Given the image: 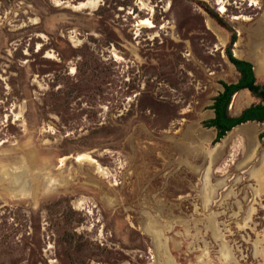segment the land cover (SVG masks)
<instances>
[{
  "label": "rangeland",
  "instance_id": "1",
  "mask_svg": "<svg viewBox=\"0 0 264 264\" xmlns=\"http://www.w3.org/2000/svg\"><path fill=\"white\" fill-rule=\"evenodd\" d=\"M86 1L0 0V264H264V126L202 124L264 0Z\"/></svg>",
  "mask_w": 264,
  "mask_h": 264
},
{
  "label": "trees",
  "instance_id": "2",
  "mask_svg": "<svg viewBox=\"0 0 264 264\" xmlns=\"http://www.w3.org/2000/svg\"><path fill=\"white\" fill-rule=\"evenodd\" d=\"M234 41L235 34L233 33L229 37L226 56L229 63L239 74V78L235 83H219L222 89L212 98V104L209 106L213 116L202 123L204 127H212L214 129L212 144L217 143L226 132L230 131L236 125L247 121L264 122V84H255L250 63L232 56L231 46ZM241 89H247L253 96L259 98L261 103L245 108L237 117H230L227 114V106L231 96ZM261 137H264V133L258 135V138Z\"/></svg>",
  "mask_w": 264,
  "mask_h": 264
},
{
  "label": "crops",
  "instance_id": "3",
  "mask_svg": "<svg viewBox=\"0 0 264 264\" xmlns=\"http://www.w3.org/2000/svg\"><path fill=\"white\" fill-rule=\"evenodd\" d=\"M232 46H235L237 48L236 51H237V57L238 58L235 57L236 59L243 60V61L250 63L251 68H252V72H253V76H254V80H255V84L263 85L264 84V61L259 54L255 53V47L251 48V52H250L251 54L250 55L246 54L245 50H247V49L244 48L243 46H241V42H237L236 36H235V41L232 44ZM232 46H231V49H232ZM257 47L259 48V51L263 50L262 46L257 45ZM261 60H262V62H261ZM257 61H260L262 64V70L260 73H256L254 71L255 63ZM236 78H238V74H237ZM259 103H261V101H258L247 90H245V89L239 90L231 96L230 102H229L228 107H227V112L231 117H234V116H237L244 108H246L250 105H257ZM247 123H249V122H247ZM261 124L264 126V122ZM235 127H237V126H235ZM262 131H264V128H262Z\"/></svg>",
  "mask_w": 264,
  "mask_h": 264
},
{
  "label": "bare ground",
  "instance_id": "4",
  "mask_svg": "<svg viewBox=\"0 0 264 264\" xmlns=\"http://www.w3.org/2000/svg\"><path fill=\"white\" fill-rule=\"evenodd\" d=\"M99 0H88V1H86V3H82V4H80V5H78V6H80V7H85V6H94L95 5V3L96 2H98ZM141 2V1H140ZM217 4L219 5V12L221 13V12H223L224 10V8H223V6L221 5L222 4V0H217ZM95 10V9H94ZM140 24H142V25H144V26H147V27H151V25H150V23L148 22V20H145V21H142V22H140ZM136 26H139V24L137 23L136 24ZM118 60V59H117ZM261 62H262V60H261ZM261 62L260 61H257L256 63H255V68H254V71L256 72V73H260L261 72V70H262V64H261ZM260 75V74H259ZM231 106V105H230ZM231 108V107H230ZM243 126V125H242ZM238 127L240 130L238 131V133H240V134H242V135H244V136H246V137H248V135H246V133H245V128L243 129V127ZM236 128V127H235ZM235 128H233V129H231V131L232 130H234ZM248 129V128H247ZM231 131H229V132H231ZM228 132V133H229ZM252 132V131H251ZM251 134V133H250ZM249 134V135H250ZM251 136V135H250ZM252 137V136H251ZM248 138H250V137H248ZM89 158V157H88ZM25 185H26V187H28L29 185L28 184H26V183H24Z\"/></svg>",
  "mask_w": 264,
  "mask_h": 264
},
{
  "label": "flooded vegetation",
  "instance_id": "5",
  "mask_svg": "<svg viewBox=\"0 0 264 264\" xmlns=\"http://www.w3.org/2000/svg\"><path fill=\"white\" fill-rule=\"evenodd\" d=\"M232 67H233V66H232ZM234 70H235V69H234ZM251 70H252V68H251ZM235 72H236V71H235ZM252 73H253V72H252ZM236 74H238V73L236 72ZM253 77H254V76H253ZM238 78H239V74H238ZM238 78H236V80H235L234 82H232V83H235V82L237 81ZM221 89H222V88H221ZM221 89H220V91H221ZM241 90H243V89H241ZM245 90H247V89H245ZM220 91H219V92H220ZM238 91H239V90H238ZM247 91H248V90H247ZM248 92H249V91H248ZM235 93H236V92H235ZM249 93H250V92H249ZM250 94H251V93H250ZM216 95H217V94H216ZM216 95H215V96H216ZM251 95H252V94H251ZM252 96H253V95H252ZM211 104H212V100H211ZM211 104H210V105H211ZM210 105H209V106H210ZM250 106H252V105H250ZM227 107H228V106H227ZM248 107H249V106H248ZM248 107H246V108H248ZM244 109H245V108H244ZM244 109H243V110H244ZM209 110H210V109H209ZM211 112H212V110H211ZM240 113H241V112H240ZM240 113H239V114H240ZM227 114H228V112H227ZM239 114H238V115H239ZM238 115H237V116H238ZM212 116H213V113H212ZM212 116H211V118H212ZM228 116H230V115L228 114ZM237 116H234V117H237ZM230 117H231V116H230ZM208 119H210V118H208ZM247 122L263 123V122H255V121H247ZM247 122H245V123H247ZM241 124H244V123H241ZM239 125H240V124H239ZM236 126H238V125H236ZM233 128H234V127H233ZM211 129H213V128L211 127ZM230 131H231V130H230ZM228 132H229V131H228ZM228 132H226L225 135H226ZM263 133H264V132H263ZM225 135H224V136H225ZM213 136H214V129H213ZM224 136H223V137H224ZM223 137H222V138H223ZM222 138H221V139H222ZM261 138H262V137H261ZM221 139H220V140H221ZM220 140H219V141H220ZM219 141H218V142H219ZM218 142H217V143H218ZM215 144H216V143H215Z\"/></svg>",
  "mask_w": 264,
  "mask_h": 264
}]
</instances>
